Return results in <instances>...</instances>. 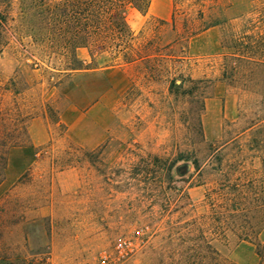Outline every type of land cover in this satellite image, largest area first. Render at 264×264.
Instances as JSON below:
<instances>
[{"label": "rangeland", "instance_id": "1", "mask_svg": "<svg viewBox=\"0 0 264 264\" xmlns=\"http://www.w3.org/2000/svg\"><path fill=\"white\" fill-rule=\"evenodd\" d=\"M29 3L0 0V264H259L264 0L125 4L126 42L75 55L32 39ZM249 180L216 234L207 194Z\"/></svg>", "mask_w": 264, "mask_h": 264}, {"label": "trees", "instance_id": "2", "mask_svg": "<svg viewBox=\"0 0 264 264\" xmlns=\"http://www.w3.org/2000/svg\"><path fill=\"white\" fill-rule=\"evenodd\" d=\"M150 3L151 0H30L22 12L28 23L29 34L35 42L45 43L51 49L69 51L75 55L77 50L93 45L101 51L108 47H120L130 37V32L118 9L125 4H131L140 10H147ZM5 20V16L0 13V28L3 27ZM215 24L216 22L207 24L204 29L207 30ZM174 26H176V18H174ZM185 27L189 31L187 23ZM136 54V51L131 49L123 53L122 60L128 64L133 63L136 61ZM173 86L180 85L173 83ZM161 171H164V168ZM167 171L170 176V168ZM254 186L255 181L252 180L243 184L222 185L218 194L221 200L219 205H215L211 192L207 194L212 211L218 216L216 221L219 225L215 226L216 234L225 235L227 230L232 229L229 220L235 221L241 216H246L245 213L251 210L244 208L245 198L242 189H253ZM254 196L258 197V195ZM255 197H252L253 201H257ZM244 222L250 225L247 220ZM239 230L242 234H247L252 232L253 227L240 225ZM253 245L260 259L259 264H264V243L257 242ZM207 248L211 250L208 244Z\"/></svg>", "mask_w": 264, "mask_h": 264}]
</instances>
